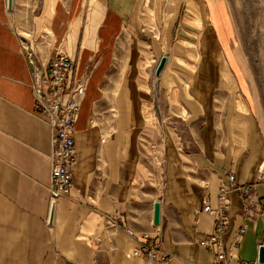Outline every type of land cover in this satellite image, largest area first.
<instances>
[{
  "label": "crops",
  "instance_id": "0c3cea01",
  "mask_svg": "<svg viewBox=\"0 0 264 264\" xmlns=\"http://www.w3.org/2000/svg\"><path fill=\"white\" fill-rule=\"evenodd\" d=\"M17 2L9 11L0 0V264H143L133 256L143 235L157 237L168 257L158 264H213L215 249L199 242L213 232L215 218L202 207L205 201L216 206L228 175L236 187H250L252 197L244 202L239 188L228 193L224 250L234 264H258L264 131L221 0L164 2V48L174 56L166 55L158 80L171 95L180 130L172 119L158 118L159 51L157 41L142 33L152 24L146 22L149 4L163 2L38 0L34 59L43 71L59 49L75 64L72 79L84 82L71 192L56 203L51 226L52 131L33 113L31 65L10 22ZM158 141L157 170L146 152Z\"/></svg>",
  "mask_w": 264,
  "mask_h": 264
},
{
  "label": "built area",
  "instance_id": "2783aa9c",
  "mask_svg": "<svg viewBox=\"0 0 264 264\" xmlns=\"http://www.w3.org/2000/svg\"><path fill=\"white\" fill-rule=\"evenodd\" d=\"M31 65L30 88L33 95V113L44 119L51 131L50 153V187L48 189V206L70 196L72 187V168L76 164L74 143L75 123L79 114V95L84 90L82 81L72 79L75 64L59 49L54 50L42 71L40 65L28 54ZM239 188L244 202L251 200L250 187H236L234 175H228L227 184H222L216 199V206L212 207L205 201L202 211L215 218L213 232L199 242L201 247H213L215 257L213 264H234L231 253L224 250L222 235L229 227L230 200L228 193ZM248 207V204H245ZM49 216V211H48ZM48 223V217H47ZM130 236L134 233L126 230ZM240 233H244L241 227ZM143 242L133 252V256L143 260V264H158L168 257L160 251L157 237L143 235ZM263 245V244H262Z\"/></svg>",
  "mask_w": 264,
  "mask_h": 264
},
{
  "label": "rangeland",
  "instance_id": "374dc122",
  "mask_svg": "<svg viewBox=\"0 0 264 264\" xmlns=\"http://www.w3.org/2000/svg\"><path fill=\"white\" fill-rule=\"evenodd\" d=\"M157 1L163 3L159 6H157L158 2H152L151 5L149 4L153 12L147 14L148 20H146V22L148 24L149 21L152 24H148V27L144 28L142 33L148 34L151 39L157 41L159 53L156 61L162 56L166 57V55L173 61L174 54L172 49L169 50V47H167V49L164 48V38L162 36L164 32L162 26H164L165 23V15L164 12L162 13V10L165 5L164 2L167 0ZM221 2L226 6V13L230 21V24L227 25L231 26V29L227 31L228 34L230 33V44L236 54V58L239 62L238 68L241 70L243 78L246 77L249 84L251 81L255 101L259 104V117L262 120L261 125L264 131V0H221ZM37 5L38 0H18L15 13L10 17L14 32H16L24 42L25 52L31 54L33 58L37 52L35 51V46L32 45L33 35L31 33V28ZM155 7L159 9V11H157ZM173 33L174 29L171 30L170 37L168 36L165 39L166 42L171 43ZM160 50L162 52H160ZM227 58L226 56V59ZM34 63L38 64L36 60ZM154 65L156 64L154 63ZM229 66L232 68L231 63H229ZM158 78L159 77H157L156 80V109L158 118L165 119L167 123L172 119V123L176 124V127L178 126L177 128L180 130V125L176 122L178 121L176 116L177 111L174 109L175 106L171 103V95L159 86ZM241 80L244 84V79ZM162 137L163 134L161 138L159 137L160 140H162ZM156 140H158V138H156ZM147 148L146 156L152 163V165L150 164L151 168L153 169V166H155L158 170L161 163L160 141H158L156 145L153 143V145ZM262 244L264 245V243Z\"/></svg>",
  "mask_w": 264,
  "mask_h": 264
},
{
  "label": "water",
  "instance_id": "95a60500",
  "mask_svg": "<svg viewBox=\"0 0 264 264\" xmlns=\"http://www.w3.org/2000/svg\"><path fill=\"white\" fill-rule=\"evenodd\" d=\"M6 4H7V9L10 11L12 9L13 0H6ZM166 61H167V58L165 56H162L159 59L158 64L155 68V76L156 77L160 76V73L162 72V70L165 67ZM54 212H55V203L52 202L50 210H49L48 223H47L48 226H51L53 223ZM158 222H159V204H155L154 205L153 224L157 225ZM257 262H258V264H264V245H260Z\"/></svg>",
  "mask_w": 264,
  "mask_h": 264
},
{
  "label": "bare ground",
  "instance_id": "6f19581e",
  "mask_svg": "<svg viewBox=\"0 0 264 264\" xmlns=\"http://www.w3.org/2000/svg\"><path fill=\"white\" fill-rule=\"evenodd\" d=\"M64 54V53H63Z\"/></svg>",
  "mask_w": 264,
  "mask_h": 264
}]
</instances>
